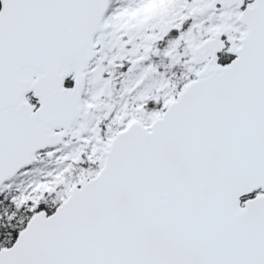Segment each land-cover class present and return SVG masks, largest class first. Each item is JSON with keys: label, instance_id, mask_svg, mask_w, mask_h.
<instances>
[{"label": "snow or ice", "instance_id": "snow-or-ice-1", "mask_svg": "<svg viewBox=\"0 0 264 264\" xmlns=\"http://www.w3.org/2000/svg\"><path fill=\"white\" fill-rule=\"evenodd\" d=\"M0 264H264V0H0Z\"/></svg>", "mask_w": 264, "mask_h": 264}]
</instances>
